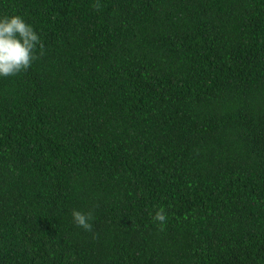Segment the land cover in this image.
Returning a JSON list of instances; mask_svg holds the SVG:
<instances>
[{
	"label": "trees",
	"instance_id": "1",
	"mask_svg": "<svg viewBox=\"0 0 264 264\" xmlns=\"http://www.w3.org/2000/svg\"><path fill=\"white\" fill-rule=\"evenodd\" d=\"M11 13L40 42L0 77V264H264V0Z\"/></svg>",
	"mask_w": 264,
	"mask_h": 264
},
{
	"label": "clouds",
	"instance_id": "2",
	"mask_svg": "<svg viewBox=\"0 0 264 264\" xmlns=\"http://www.w3.org/2000/svg\"><path fill=\"white\" fill-rule=\"evenodd\" d=\"M39 42L38 31L22 14L0 15V77L13 76L26 70L35 59ZM71 217L76 225L85 230L93 226L91 211L74 208ZM154 220L163 224L166 221L165 210L158 208Z\"/></svg>",
	"mask_w": 264,
	"mask_h": 264
}]
</instances>
